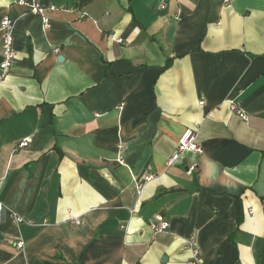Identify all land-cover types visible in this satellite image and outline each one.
I'll list each match as a JSON object with an SVG mask.
<instances>
[{"label":"crops","instance_id":"crops-1","mask_svg":"<svg viewBox=\"0 0 264 264\" xmlns=\"http://www.w3.org/2000/svg\"><path fill=\"white\" fill-rule=\"evenodd\" d=\"M14 2L0 264H264V0Z\"/></svg>","mask_w":264,"mask_h":264},{"label":"built area","instance_id":"built-area-1","mask_svg":"<svg viewBox=\"0 0 264 264\" xmlns=\"http://www.w3.org/2000/svg\"><path fill=\"white\" fill-rule=\"evenodd\" d=\"M230 1V0H226ZM15 4L23 6L29 12L38 13L40 15L46 10L45 7L41 6L37 0H15ZM49 10H54V7H49ZM16 18L10 16H3L0 20V33H1V59H0V81L5 77V75L10 70V67L15 59V51L13 48V29ZM45 23V18H43ZM116 41L121 42V39H116ZM230 108L236 112V114L243 120L247 119L240 108L235 103L230 104ZM25 144L22 142L21 145ZM186 151H193L198 154L202 153L201 146L197 143L196 132L191 129H187L183 132L177 141L176 149L167 160V164L171 165L177 160L181 154ZM1 208V207H0ZM9 218L16 223L23 221V218L16 215L15 213H10ZM148 225L152 231V234H159L165 232L169 227V222L163 219L161 216H156L154 219L149 220ZM17 247H22V242L16 244ZM197 258V252L192 251V260L187 264H195Z\"/></svg>","mask_w":264,"mask_h":264},{"label":"water","instance_id":"water-1","mask_svg":"<svg viewBox=\"0 0 264 264\" xmlns=\"http://www.w3.org/2000/svg\"><path fill=\"white\" fill-rule=\"evenodd\" d=\"M58 60L61 61L62 60V57H59Z\"/></svg>","mask_w":264,"mask_h":264}]
</instances>
